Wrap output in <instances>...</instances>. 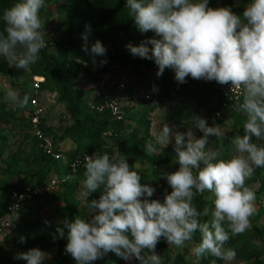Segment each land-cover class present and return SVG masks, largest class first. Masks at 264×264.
<instances>
[{"label": "clouds", "instance_id": "obj_1", "mask_svg": "<svg viewBox=\"0 0 264 264\" xmlns=\"http://www.w3.org/2000/svg\"><path fill=\"white\" fill-rule=\"evenodd\" d=\"M126 6L141 33H155L139 45H128L131 54L154 60L157 77L171 68L180 83L190 76L230 85L238 93L235 110L245 117L244 134L232 137L231 154L224 158L221 151L207 147L210 137L223 135L219 125L209 126L206 118L193 115L192 123L202 133L197 137L191 128L181 132L164 123L153 133L155 143L149 140L144 146L145 154L154 156L174 140L179 168L164 175L171 191L163 202L143 198L152 197L155 189L141 183L139 166H130L117 147L111 155L85 154L83 195L101 194L90 201L89 218L65 217L57 234L66 237L65 251L76 264H93L109 252L125 262L162 264L156 252L161 238L183 249L197 232L199 243L191 252L198 260L212 256L231 262L236 252L225 245L251 226L250 217L256 210V195L246 180L254 168H264V0H250L242 15L228 7H209V0H126ZM42 7L44 0H17L4 9L0 57L8 59L10 66L29 71L47 47L39 16ZM82 37V50L96 64V56H105V47L97 40L89 48L87 33ZM106 63V59L100 61ZM5 100L25 109L30 94L21 96L9 86ZM76 179L72 174L64 177L65 182ZM206 192L212 194L207 198L214 205L210 220H202L209 208L201 212L193 204L196 195ZM25 242L21 236L20 243ZM14 259L43 264L50 256L33 247Z\"/></svg>", "mask_w": 264, "mask_h": 264}, {"label": "rangeland", "instance_id": "obj_2", "mask_svg": "<svg viewBox=\"0 0 264 264\" xmlns=\"http://www.w3.org/2000/svg\"><path fill=\"white\" fill-rule=\"evenodd\" d=\"M121 2L119 0H67L61 5L57 0H44V7L39 13L44 25L42 31L45 33L47 44L60 47L57 54L64 48L72 53L61 70L64 74L61 79L78 94L82 111L91 113L97 119H110L108 113L110 111L106 105L118 100L121 111L124 110L126 113V121L130 128L114 137L104 139L102 150L111 155L123 142H134L136 149L125 154L128 163L130 166L138 165L141 183H147L155 189L152 197L143 198L159 199L163 202L165 194L171 191L164 175L177 170L179 164L175 163L177 154L173 148V140L154 155L158 156L161 162L166 163L160 166L152 165L148 160L149 156L144 152V146L147 141L153 140V133L158 132L161 126L167 123L181 132L191 128L199 137L202 133L195 128L191 118L193 115H200L206 118L209 126L219 125L223 133L220 137H210L207 147L221 151L224 158H227L233 147L230 143L232 137L236 134H244L242 124L245 117L239 112L236 118L228 115L227 111L216 114L219 93L224 85L216 81L196 80L190 76L185 82L180 83L175 79V71L171 68H166L163 74L157 77L158 66L154 60L132 55L128 45H139L155 33L151 31L141 33L135 26L134 19L129 16V11L125 12L126 19H120L118 15L126 0ZM223 2L224 0H209V7H222ZM249 2L250 0H231L232 6L237 10L234 13L242 15ZM5 6H7V0H1L0 21H2ZM84 33H87L89 48L98 40L106 49L105 56L95 57L96 64H93L92 56L82 50V44L85 43L82 37ZM149 47L151 48V45ZM51 50L54 49H46V53ZM103 59H106L107 63L101 65L100 61ZM38 63L39 61L31 65L29 71H25L10 66L11 62L8 59L0 57V108L8 115L6 122L0 124V187L25 179L26 176L32 177L36 171V167L31 164V156L36 153V144L32 139L30 121L27 119L29 118L28 107L20 109L7 102L5 93L10 86L18 90L21 96L25 93L29 94L32 91V77L34 70L38 68ZM145 64H148L146 69L142 67ZM154 87L156 91L153 90ZM161 92L168 93L174 99L148 114L149 104L143 96L151 97ZM37 96L44 109L46 124L51 127L52 132L63 138L59 142L60 147L63 150L71 149L75 145V140L69 133L73 120L68 107L60 100L58 94L50 89L49 83L43 91L37 93ZM145 116H148L150 120L148 135L145 133L143 124ZM253 140L255 141V137ZM153 142L155 143L154 140ZM157 148L159 149L160 146L157 145ZM93 153L98 154L97 151ZM152 169H156L158 173L154 174ZM65 173L66 168L60 164L49 171L47 180L52 177L61 180ZM83 178L82 176L79 179L76 187L70 189L69 195L72 200L66 203L61 199V192L54 197L60 200L51 202L40 199L25 205L19 216L17 232L0 234V264H27L26 261L14 259V257L17 253L33 247H38L49 254L50 259L45 260L43 264H76L73 257L65 251L66 237L60 238L56 229L65 217L69 219L77 215L82 218L90 217L88 205L92 199H98L101 193L99 191L90 193L86 198L83 195L81 183ZM263 182L264 168H254L253 176L246 180V186L250 187L256 195V210L250 217L251 226L244 233L230 238L225 245L226 248H232L236 252L233 261L225 262L212 256L198 260L191 252L192 247L199 243L198 235H194L193 241L183 249L168 245L164 238L167 261H173L175 264H212L213 261L215 264H264ZM211 195L208 192L196 195L193 199L194 206L202 201L203 207L209 208L211 212L214 205L212 200L207 198ZM67 204H71L68 209ZM14 221H17L16 216ZM21 236L25 237V243H20ZM93 264L136 263L125 262L109 252L103 259Z\"/></svg>", "mask_w": 264, "mask_h": 264}, {"label": "trees", "instance_id": "obj_3", "mask_svg": "<svg viewBox=\"0 0 264 264\" xmlns=\"http://www.w3.org/2000/svg\"><path fill=\"white\" fill-rule=\"evenodd\" d=\"M1 1V0H0ZM59 3L65 4L67 0H57ZM17 0H7V6L6 8L11 7L13 4H15ZM121 2V0H119ZM123 3V2H121ZM222 7H228L233 12L237 11L235 10V7L232 6L231 0H224ZM121 13L118 15L120 19H126L125 12H128V8L126 6V3H124V6H121ZM239 15V14H238ZM3 20L0 21V31L3 30ZM46 49H54L51 50L49 53H46ZM60 47L57 45H51L47 44V47L45 49H42L40 52V58L38 63L37 70H34L33 76H39L43 77V82L41 83V89L40 91H43L45 86L47 84H50V89L58 94L60 97V100L64 102V104L68 107L70 111V115L73 120L72 126L69 128V133L72 134L75 145L69 149V150H63L59 144V142L63 139L62 136H57L54 132H52L51 127L46 124V122H42L40 125L41 130L49 137L52 138L54 145L61 149V154L63 155V158L60 160H55L51 156L46 155L41 148L39 147V143L37 139L32 136V139L34 140L36 144V153L32 154L31 156V164L36 167L35 173L30 176H26L25 179L18 180L10 185L2 186L0 187V212L4 214L6 205L10 201V192L13 189H21L26 185H30L31 183L41 184L47 180L49 171L52 168H57L60 164L67 168L69 163L77 157H81L85 154L87 155H93L95 151L100 154L103 152L104 148V139H109L111 137H114V135H117L123 131L129 130L130 125L126 121V113L124 110L122 114L121 120H116L115 117H113L110 112V119H97L95 116H93L91 113L84 112L80 108L79 103V96L78 94L72 89L71 86L65 85L62 81V77L64 74L61 73V70L64 68L65 64L67 63L66 60L69 55L72 53H69L67 49H61V53L57 54ZM108 57V56H107ZM148 64L143 65L142 67H147ZM141 67V68H142ZM146 69V68H145ZM140 71V70H139ZM30 97L32 96V91L29 93ZM174 99L173 96L168 95L166 92L156 93L153 96L150 97L149 100H145L147 104H149L148 108V114L154 111L155 109L161 108L166 103L171 102ZM235 103H230L224 110H220L222 107V98H221V90L219 93V106L216 109L217 111H220V114L227 111L228 115H232L234 118L238 117V113L235 110ZM231 106V108L229 107ZM8 115L7 113L0 108V124L3 122H6ZM29 120V118H27ZM2 122V123H1ZM143 124L145 125V133L149 134V127H150V120H148V116H145L143 119ZM29 127L31 128V124L29 123ZM110 131L111 136H106L105 133ZM136 144L132 141H126L121 144L119 147V150L121 154H126L130 150H135ZM106 152V151H105ZM29 158V157H27ZM152 165L154 166H160L162 163L160 158L158 156H149L148 159ZM85 169L84 165L79 166L76 169V172L72 175L76 176V180L73 182H65L64 177L60 180V183L56 186V188L50 192L46 193L43 196L35 199L34 201L30 202V204L39 201L40 199H44L47 201H53V200H60L55 199L54 197L57 195H60L61 192V199L65 203L72 200L71 196L69 195L70 189L77 186L79 179L83 176ZM152 172L154 174H157L156 169H152ZM264 185V182L262 183ZM262 187V186H261ZM63 195V196H62ZM57 198V197H56ZM202 201L200 203H197L195 207L198 211H203L204 207L202 205ZM28 203H25L21 206V209L16 214L17 221L15 222L16 229L13 233L17 232L19 227V216L22 214L25 205ZM71 204H67V209L70 208ZM74 206V205H73ZM211 212H209V215L207 217H202V220H209L211 218ZM195 235H198L200 237L199 232H197ZM160 245L163 248V251L160 254L162 259V264H175L173 261H167L165 256L167 255V248L164 240H160ZM132 263L139 264L138 261L133 260ZM181 264V263H179Z\"/></svg>", "mask_w": 264, "mask_h": 264}, {"label": "built area", "instance_id": "obj_4", "mask_svg": "<svg viewBox=\"0 0 264 264\" xmlns=\"http://www.w3.org/2000/svg\"><path fill=\"white\" fill-rule=\"evenodd\" d=\"M42 82L43 77H32V96L30 97L28 106V117L31 124V133L32 136L37 139L39 147L46 155L51 156L55 160H60L61 158H63V155L60 152L61 149H58L54 145L52 138L47 136L40 128L41 123L45 122L44 109L40 104L39 98L37 96V93L40 92ZM237 96L238 93L231 91L230 85H224L221 90L222 107L220 110L222 111L230 103L236 102ZM143 97L144 100L150 99V97L147 95ZM106 99L107 98H105V100ZM117 101L118 100H114L113 102L107 103L106 107L110 111L111 115L116 118V120H121L122 111ZM216 114L219 115L220 111H217ZM105 135L111 136V132L108 131L105 133ZM83 157L84 155L73 159L67 166L65 175L74 174L79 166H83ZM59 183L60 180L57 177H52L51 179L41 184L31 183L30 185H26L21 189H13L10 192V201L6 205L4 214L0 212V234L3 232H5L6 234L13 233L16 229L14 217L21 209V206L25 203L34 201L35 199L43 196L46 193L52 192ZM160 240H164V238H161ZM160 242L161 241H159L156 246V251L158 253H161L163 251Z\"/></svg>", "mask_w": 264, "mask_h": 264}]
</instances>
